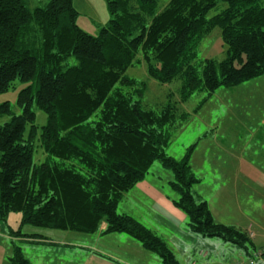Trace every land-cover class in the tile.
<instances>
[{
  "label": "trees",
  "instance_id": "trees-1",
  "mask_svg": "<svg viewBox=\"0 0 264 264\" xmlns=\"http://www.w3.org/2000/svg\"><path fill=\"white\" fill-rule=\"evenodd\" d=\"M163 1L106 0L109 22L93 37L77 26L74 0L33 11L28 0H0V94L16 81L29 84L19 95L20 115L0 105V119L10 117L0 124L1 219L17 212L22 226L124 234L162 264H180L163 237L117 211L159 163L173 175V203L192 233L255 249L247 231L217 223L193 195L200 183L190 166L196 146L179 161L166 151L196 93L206 101L264 75V0ZM215 30L226 58L198 60ZM138 66L161 86L178 85L162 107L152 109L147 83L128 77ZM34 107L47 116L40 135ZM35 144L50 162L35 164ZM9 263L32 264L16 247Z\"/></svg>",
  "mask_w": 264,
  "mask_h": 264
},
{
  "label": "rangeland",
  "instance_id": "rangeland-1",
  "mask_svg": "<svg viewBox=\"0 0 264 264\" xmlns=\"http://www.w3.org/2000/svg\"><path fill=\"white\" fill-rule=\"evenodd\" d=\"M28 1L33 11L36 8L45 7L51 0ZM168 1L164 0L163 2L166 4ZM73 6L78 13L76 24L79 29L90 36L98 37L101 29L106 26L110 19L106 0H74ZM223 7V5H220L219 9ZM218 10L211 12L209 17L215 15ZM225 58L226 47L223 44L221 32L220 30H215L201 43L198 49V60L221 62ZM127 75L136 81L147 83L148 90L145 94V99L152 109L162 107L167 102L168 95L178 89L176 83L161 86L151 80L144 66L129 69ZM28 87L29 84L16 81L9 91L0 94V105L8 103L11 108V115H20L21 108L18 105L19 95ZM234 92L231 89L222 88L206 101L207 94L205 93H196L190 98L183 105L182 109L191 115L192 113H196L197 117L189 116L188 122L184 123L181 131L173 138L166 154L179 161L183 159L188 149L194 145L196 146L200 139L203 140L205 139L204 137L210 134L211 126L220 128V119L224 117V113L221 110L228 107L232 109L234 114L236 112L237 104L233 99ZM33 110L36 112L35 125L38 129L37 134L40 135L42 128L47 123V116L37 110L36 107ZM9 119L10 117L1 118L0 124L8 122ZM233 121L235 120H232V117H230V123H223L221 127L222 129H227L231 141L235 143L239 134L237 131L238 125H234L232 129L230 127ZM26 135H28V132H26ZM195 150L191 156L190 161L192 163H190V166L194 176L200 181L201 187L196 189L199 184L195 185L192 189L193 195L198 200L207 201L210 212L217 223L235 227L242 231L250 230L258 237L263 236L264 211H257V209L251 208V201H246L247 197L245 196V198L242 195V191H239V195L235 194L236 190L233 186L235 179L227 180L211 168L210 163H208L205 144L201 145L197 152ZM47 161L50 162L47 155L42 149L38 148V144H35V164L40 165ZM239 172H241V180H247L264 186V176H261L262 171L258 165L252 166L249 163H243ZM149 174L146 176L143 184L135 187V189H132L125 195L124 200L118 205L117 211L119 214L134 218L160 236V224L156 222L151 212L154 198L160 194V185L164 187V191L169 197L174 198L178 196L170 189L169 182L173 181V175L169 170L163 169L159 163H155ZM198 191L203 192L205 195ZM187 224L188 222L182 227L180 234H175L177 237L175 239L180 244L173 243L171 241L173 238H163L180 264H230L232 260H240L239 254L244 255V260L248 259L247 249L227 243L218 238H202L192 233ZM19 233L23 235V238H19ZM26 236L39 242H22L26 240ZM109 236L129 238L124 234ZM102 237L96 239L94 235H82L72 232L22 226L21 213L10 212L6 218L1 219L0 217V264H10L9 258L13 255L14 247L20 248L24 257L32 264H82V261H86V257H81L83 247L90 246L105 250L104 247L106 248L108 243L114 245L111 248V253L116 255L120 260L125 261L124 263L162 264L158 257L149 252L143 256L145 259L141 260L138 257L137 261L131 256H123L121 252L127 248V245L125 246L119 239L113 240ZM257 239L253 241L255 245L260 242ZM247 247L249 250L251 249L248 245ZM76 252L79 254L76 255ZM206 253L207 257L205 256Z\"/></svg>",
  "mask_w": 264,
  "mask_h": 264
},
{
  "label": "crops",
  "instance_id": "crops-1",
  "mask_svg": "<svg viewBox=\"0 0 264 264\" xmlns=\"http://www.w3.org/2000/svg\"><path fill=\"white\" fill-rule=\"evenodd\" d=\"M231 90L235 91L233 93V99L237 104V108L235 109L236 115L234 114L232 109L228 107L227 109H222L221 111H223L224 117L220 119V128L211 126L210 134L208 135L209 138L207 136L204 137L205 139L203 140L200 139L196 144L195 152H197L201 145L205 144L208 163H210L211 168L217 174L219 173L223 178H226L227 180L235 179V183L233 185L236 190L235 194L239 195V191H242L245 194L244 195L241 192L242 195L244 197H247L246 201H251V208L257 209V211H264V186H261V184L258 183H252L247 180H241V172H239V169L242 168L243 163H249L252 166L258 165L262 171L261 176H264V75ZM189 116H193L194 118L197 117L196 113H192V115L190 114ZM230 117H232V120H235L237 122L236 123L235 121H233L231 123V129L234 125H238L237 131L239 135L235 143L231 141V137L227 129H222L221 127L223 123H230ZM221 131L223 132L221 133ZM190 163H192V161ZM143 183L144 182L142 181L136 187H139ZM199 187H201L200 184L196 189H198ZM198 192L205 195L201 191ZM176 199L177 197H169L164 191V187L160 185V194L154 198L153 204L151 206V212L154 215L156 222L160 224V236L163 238H173L171 239L173 243L180 244V242L175 239L177 238L175 234H180L182 227L185 225V223L188 222V220L186 216L174 206L173 202ZM199 200L205 201L207 203L206 200ZM247 232L253 233L250 230H248ZM253 234L254 238L252 239V241L258 238L257 240L258 242H260L257 243V245H255V243L253 242L255 245V249H250L247 252L248 259L255 252L264 250V235L258 237L255 233ZM94 236L96 237V239H100L102 237V235L100 234ZM104 237L105 239H119L124 243L125 246L127 245V248L121 252L123 256H131L135 261H137L138 257L143 260L145 259L143 256L147 255V251H145L139 243L131 238H121V236L109 235H105ZM26 241L27 243L39 242L34 241L33 239H28ZM112 247H114V245L110 243H108V246L106 248L104 247L105 250H102L100 248L96 249L95 247L90 246L83 247L81 257H86V261H82V264H134L124 263L125 261L120 260L116 255L111 253ZM78 254L79 253H77L76 255ZM97 255H102L105 258H100ZM205 256L207 257V253L205 254ZM239 258V261L232 260L230 264H236L240 261H246L243 259V254H239Z\"/></svg>",
  "mask_w": 264,
  "mask_h": 264
},
{
  "label": "built area",
  "instance_id": "built-area-1",
  "mask_svg": "<svg viewBox=\"0 0 264 264\" xmlns=\"http://www.w3.org/2000/svg\"><path fill=\"white\" fill-rule=\"evenodd\" d=\"M250 238H254L253 233H248ZM236 264H264V250H261L259 252H255L248 260L246 261H240Z\"/></svg>",
  "mask_w": 264,
  "mask_h": 264
}]
</instances>
